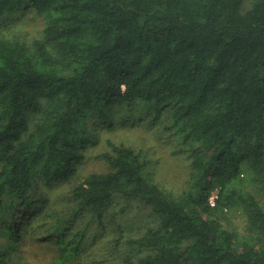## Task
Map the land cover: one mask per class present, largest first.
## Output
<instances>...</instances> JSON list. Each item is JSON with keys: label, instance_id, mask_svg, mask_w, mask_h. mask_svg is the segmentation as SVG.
Segmentation results:
<instances>
[{"label": "trees", "instance_id": "16d2710c", "mask_svg": "<svg viewBox=\"0 0 264 264\" xmlns=\"http://www.w3.org/2000/svg\"><path fill=\"white\" fill-rule=\"evenodd\" d=\"M28 8L45 19L43 34L8 33L7 19ZM140 102L181 132L187 188L169 195L147 176L142 150L108 139L97 157L109 169L74 186V215L100 217L119 197L159 215V227L129 239L137 259L123 264H264L255 192L264 197V0H0V219L10 238L0 264H12L22 238L15 207L32 203L41 183L80 172L98 142L92 114L113 128V108ZM235 205L243 240L218 214ZM69 227L51 229L61 263L79 256L82 234L67 240Z\"/></svg>", "mask_w": 264, "mask_h": 264}, {"label": "rangeland", "instance_id": "374dc122", "mask_svg": "<svg viewBox=\"0 0 264 264\" xmlns=\"http://www.w3.org/2000/svg\"><path fill=\"white\" fill-rule=\"evenodd\" d=\"M245 6H250V2ZM7 21L10 22L8 33H17L28 39L41 36L46 26L45 19L37 16L33 8H28L19 18L14 15ZM116 108H113L116 117L113 128L102 123L98 114H92L88 119L87 126L98 136V142L89 145L87 158L73 179L53 186L41 183L32 203L15 207L13 216L15 222L21 224L22 238L10 257L12 264H123L132 256L136 261L137 253L133 252L129 239L159 227L161 222V217L143 201L119 197L100 217L90 212L79 216L73 213L77 203L73 197L74 186L92 172L109 169L107 162L97 157L99 153L110 150L108 139L142 150L149 160L147 176L159 183L169 195H180L187 188L192 170L191 152L183 143L181 132L177 128H167L170 123L168 115L154 121L153 106L143 102L138 103L135 110ZM251 189L253 191L254 186ZM255 192L264 205V197ZM37 204L42 207H36ZM221 211L218 214L224 228L243 240L248 232L243 210L235 205ZM58 220L70 223L67 240L77 232L82 234L79 256L66 263L59 260L62 250L51 230ZM4 228L5 223L0 219V246L10 241Z\"/></svg>", "mask_w": 264, "mask_h": 264}, {"label": "built area", "instance_id": "2783aa9c", "mask_svg": "<svg viewBox=\"0 0 264 264\" xmlns=\"http://www.w3.org/2000/svg\"><path fill=\"white\" fill-rule=\"evenodd\" d=\"M216 197H217V194H212V195L210 196V202L212 203V205L215 204V199H216Z\"/></svg>", "mask_w": 264, "mask_h": 264}]
</instances>
